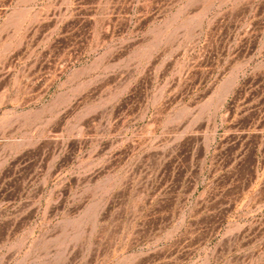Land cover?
Masks as SVG:
<instances>
[{"label":"rangeland","instance_id":"374dc122","mask_svg":"<svg viewBox=\"0 0 264 264\" xmlns=\"http://www.w3.org/2000/svg\"><path fill=\"white\" fill-rule=\"evenodd\" d=\"M0 264H264V0H0Z\"/></svg>","mask_w":264,"mask_h":264}]
</instances>
